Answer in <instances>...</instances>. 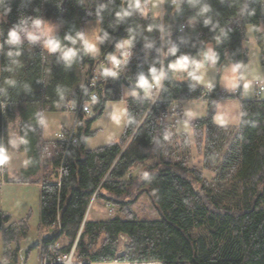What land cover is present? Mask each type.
Returning <instances> with one entry per match:
<instances>
[{"label": "trees", "instance_id": "trees-1", "mask_svg": "<svg viewBox=\"0 0 264 264\" xmlns=\"http://www.w3.org/2000/svg\"><path fill=\"white\" fill-rule=\"evenodd\" d=\"M134 2L0 0V147L5 149V126L19 106V148L26 154L18 176L7 178L0 170V183H40L37 227L46 229L41 249L60 239L55 251L67 252L76 241L74 257L83 264H264V97L242 98L239 86L249 56L248 25L264 67L261 0H163L161 14L153 16L149 0H140L143 13L130 7ZM122 10L131 14L117 16ZM46 21L56 24L52 34L43 32ZM92 21L98 25L96 55L80 39H87ZM13 31L18 39L10 42ZM49 40L59 48L51 51ZM126 40L131 59L99 89L92 114L79 113L75 141L56 138L46 151L41 113L78 101L98 58L119 54L117 45ZM208 43L217 70L226 62L235 69V92L216 83L206 97V86L189 75L198 76L192 61L200 62L198 54ZM69 49L74 55L66 57ZM181 56L189 64L179 74L170 65ZM152 68L163 73L155 99V90L137 85L140 75L150 84ZM229 98L239 99L238 123H216L218 101ZM198 99L206 101V114L187 120L181 101ZM112 100L125 103L120 136L87 148L95 134L92 122ZM174 113L191 128L202 157L199 166L191 163L189 135L172 120ZM92 196L118 206L117 211L88 217ZM57 217L59 228L52 223ZM29 218L27 213L10 220L0 210L2 257L12 264H18ZM121 235L127 237L123 245Z\"/></svg>", "mask_w": 264, "mask_h": 264}, {"label": "rangeland", "instance_id": "rangeland-1", "mask_svg": "<svg viewBox=\"0 0 264 264\" xmlns=\"http://www.w3.org/2000/svg\"><path fill=\"white\" fill-rule=\"evenodd\" d=\"M155 1V0H154ZM159 1V0H156ZM262 12L264 14V0H261ZM56 28V24L51 21L44 22L43 32L45 35L52 34ZM88 41L95 45L97 52L98 49V25L96 21L88 22L86 25ZM245 45L249 50L248 62L244 64L242 70V78L240 91L243 98H251L253 96L255 79L264 80V67L261 64L260 59V47L256 44L253 38L252 26L247 27V38L245 40ZM94 53V52H91ZM182 70H178L180 74ZM179 79L183 77H179ZM201 77L198 83L202 86L215 85L219 82L220 85L233 91L234 88L238 87L237 78L233 67L229 62L220 69L217 70L213 65V62L208 60L202 63V67L199 69V75ZM234 83V86H232ZM247 84V88H245ZM131 91V90H130ZM133 92V91H131ZM264 97V91L261 93ZM70 101V100H68ZM67 104V103H66ZM225 105V106H224ZM222 107H227L230 112H236L237 119H239V104L237 102L224 104ZM178 106V105H177ZM119 108H123L124 113L120 117L119 123L112 119V116ZM184 115L188 120V117H200L206 114L207 104L203 99L194 101H185L183 103ZM19 106L15 107L14 115L8 120L5 126L6 132V146L5 149L13 163L16 167L23 163L24 151L19 149V127H20V114ZM191 113V115H189ZM232 115V114H230ZM125 118V103L123 101H108L103 109L102 114L96 118L91 124V130H95V134L88 138L86 142L87 148H94L96 146L103 145L113 139L120 136ZM219 115L216 116L217 122H219ZM230 118V116H229ZM235 118H230V120L223 122L234 123ZM78 115L72 110L63 109L57 104L55 110H45L41 113V125H42V136L45 141L46 151L50 150L52 144L51 141L55 139V132L63 129V127L72 126L76 127ZM187 120H179V129L185 130L190 138L191 143V163L196 165H201V154L196 151L194 144L191 128ZM68 128V127H67ZM65 128V129H67ZM64 129V130H65ZM15 141V143H13ZM8 142V143H7ZM20 152V153H19ZM12 165V164H11ZM2 169V168H1ZM9 170L12 167L8 168ZM13 170V169H12ZM14 172V171H12ZM204 174L208 177H212V173L208 170H204ZM40 183H6L0 185V210L9 214L10 219L19 220L23 218L27 213L30 214L29 218V230L25 237H23L19 244V253L17 258L18 264H40L41 257L44 250L41 249V243L43 235L46 231L44 227H37L39 222V204H38V191ZM94 197V196H93ZM93 198H91L92 200ZM144 201H147L144 199ZM136 208L138 206H135ZM118 209V206L99 199H93L92 205L88 212V217L91 218H101L114 214ZM1 236V235H0ZM61 241L58 239L59 247L62 245ZM127 241L125 235L120 236V242L123 245ZM37 243L36 247L34 244ZM2 242L0 238V261L2 264H12L6 261L2 257ZM28 255L26 256V252ZM92 264H160L159 262H116V261H106V262H95Z\"/></svg>", "mask_w": 264, "mask_h": 264}, {"label": "built area", "instance_id": "built-area-1", "mask_svg": "<svg viewBox=\"0 0 264 264\" xmlns=\"http://www.w3.org/2000/svg\"><path fill=\"white\" fill-rule=\"evenodd\" d=\"M171 3H175V0H171ZM184 27V24H181L179 30H181ZM115 56L118 60L121 61V63L118 66L113 65L110 57ZM105 55L100 56L95 63L94 67L92 68V71L90 75L88 76L87 83H86V90L82 97L74 102V101H66L64 103H58L59 107L61 106L64 109L72 110L75 114L79 115V113H82L86 116H89L92 114L93 111V105L97 102L99 97V89L103 87L104 83L109 78H115L118 77L120 74L121 66L129 61L132 57L131 50L127 47L122 48L119 54H113V55ZM106 72H115L116 75H108ZM152 85L149 89L155 90V95L153 99L156 98L158 91L160 89L161 85V78L159 80V83H153V80L150 82ZM254 84V90L253 95L254 97L258 98L261 96V93L264 91V80L263 79H255L253 81ZM213 90V85H207L205 87V96L208 97L210 93ZM236 91V90H235ZM67 103V104H66ZM177 101H173V103L170 106V111H176L177 109ZM172 120L174 122H178V116L176 113L172 115ZM60 130L58 132H55V137L68 142V141H75L74 132H75V126L69 127L67 129ZM133 170H130V172ZM56 228H59V220L58 217L55 221L52 222ZM76 241L73 242V244L70 247V250L67 252H56V248H59V243L57 241H54L52 244L48 245L46 249L43 252V255L41 257L40 264H83V261L78 260L74 257V249H75Z\"/></svg>", "mask_w": 264, "mask_h": 264}, {"label": "clouds", "instance_id": "clouds-1", "mask_svg": "<svg viewBox=\"0 0 264 264\" xmlns=\"http://www.w3.org/2000/svg\"><path fill=\"white\" fill-rule=\"evenodd\" d=\"M130 7H134L136 9H139L142 13L144 11L143 5L141 4L140 0H135L134 4L130 5ZM204 11H207V9H204ZM130 14H131L130 12L122 10L121 12L117 13V16H127V15H130ZM37 23H39V22L37 21ZM10 37H11L10 42H15L18 39L17 34L14 31L10 33ZM32 38L35 39V37H32ZM69 39H71V38H69ZM80 39L83 40L84 47H85L86 51H88V52H95L96 51L95 45L93 43L89 42L82 35L80 36ZM130 43H131L130 40H126V41H123L121 44H118L117 47L118 48H123L126 45H130ZM47 47L51 51H55L57 48H59V44L56 41L49 40L47 42ZM170 51L174 54L176 49L173 48ZM72 55H74V52L71 49H69L68 51L65 52V56L66 57H71ZM110 59H111L113 65H115V66H118L121 63V61L118 60L115 56L110 57ZM192 63L194 64V70H198V69H200L202 67V64H200V63H196L195 61H192ZM188 64H189V58L187 56H181L174 63H172L170 65V68L173 69V70H183V69H186L188 67ZM233 71H235V69H233ZM106 74L113 75V76L116 75L115 72H106ZM151 74H152L153 83H157L158 84L161 76L163 75V73L161 72L160 75H156V69L152 68L151 69ZM189 75H191L192 78L195 79V80H200L201 79V77L200 76H196L194 74V72H190ZM137 85L139 87H141V88H144L146 92H147V89L152 86L151 84H149L148 79L144 75H140L138 77ZM232 86H234V83H233ZM247 86L248 85L245 84V88H247ZM123 113H124L123 108H119L117 110V112H115L113 114L112 119L115 122L119 123L120 117L123 115ZM189 115H191V113H189ZM24 142L25 141L21 140V143H24ZM13 143H15V141H13ZM9 160H10V157H9V155L7 153V150L4 149L3 147H0V166L6 165L9 162Z\"/></svg>", "mask_w": 264, "mask_h": 264}, {"label": "crops", "instance_id": "crops-1", "mask_svg": "<svg viewBox=\"0 0 264 264\" xmlns=\"http://www.w3.org/2000/svg\"><path fill=\"white\" fill-rule=\"evenodd\" d=\"M162 3H163V0H159V1L149 0L148 12L150 13L151 16H153V15H160L161 14V12H162ZM262 9L263 8H262V5H261V11H262ZM87 39H88V36H87ZM97 53H98V49H97V52H94V53H91V54L92 55H96ZM198 56L200 57V62H199L200 64H202L204 61L207 63L208 60H209V58L213 62L212 45L210 43H208L206 45V49L204 51L200 52L198 54ZM213 65H214V63H213ZM181 73H183V70L181 71ZM198 75H199V69H198ZM217 83H218V85L220 87H224V86L220 85L219 82H217ZM236 89H237V87L234 88V90L232 92H235ZM127 93L131 94L132 92L130 90H128ZM199 100H201V99H199ZM189 101H194V100H189ZM184 102L185 101H181V108H182L183 113H184V109H183V103ZM233 102H237L239 104V99H237V98H229V99H221V100L218 101L216 113H215V116H214V121L216 123H219V124H237L238 123L239 119H237L238 116H237L236 112H230V110L227 107L226 108L225 107H222V105H224V104L233 103ZM230 114H232V115H230ZM217 115H219V117H220L219 122H217V120H216V116ZM229 116H230L231 119L234 118V117H236L234 123L223 122V121H227L226 119L230 120ZM67 127L69 128V127H72V126H67ZM67 127L64 126L63 129H65ZM55 139H56V137H55ZM7 140L8 139L6 137V141ZM18 146H19V142H18ZM23 156H24L23 157L24 158L23 159V163L20 164L18 167H16L15 165H13L11 159L9 160V162L6 165L1 166L2 169H0V170L2 171L4 177H7V178H15V177L18 176V174L21 171V169H23L26 166V155L23 154ZM9 167H12L13 170L12 169L9 170L8 169ZM12 171H14V172H12ZM133 171H134V169H133ZM6 183H18V182H8V181H6L4 179V180L1 181L0 185L6 184ZM92 198L94 199L93 196H92ZM92 200H90V202H89V205H88L87 210H86V215L88 214V212L90 210V207L92 205ZM10 220H12V219H10ZM0 235H1V232H0ZM0 238H1V236H0Z\"/></svg>", "mask_w": 264, "mask_h": 264}, {"label": "water", "instance_id": "water-1", "mask_svg": "<svg viewBox=\"0 0 264 264\" xmlns=\"http://www.w3.org/2000/svg\"><path fill=\"white\" fill-rule=\"evenodd\" d=\"M105 55H106V53H103V54H102V56H105Z\"/></svg>", "mask_w": 264, "mask_h": 264}]
</instances>
